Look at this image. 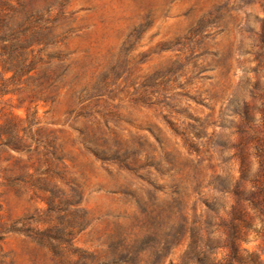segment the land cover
I'll use <instances>...</instances> for the list:
<instances>
[{
	"label": "rangeland",
	"instance_id": "obj_1",
	"mask_svg": "<svg viewBox=\"0 0 264 264\" xmlns=\"http://www.w3.org/2000/svg\"><path fill=\"white\" fill-rule=\"evenodd\" d=\"M263 142L264 0H0V264H226Z\"/></svg>",
	"mask_w": 264,
	"mask_h": 264
},
{
	"label": "trees",
	"instance_id": "obj_2",
	"mask_svg": "<svg viewBox=\"0 0 264 264\" xmlns=\"http://www.w3.org/2000/svg\"><path fill=\"white\" fill-rule=\"evenodd\" d=\"M258 168L255 172H250L249 167L245 166L241 160L240 174L236 178L221 177L217 175L211 182L217 191L225 198L227 194L232 195L233 204L230 211V235L231 250L226 264H260L257 255H250L244 258L239 252L238 239L239 225L236 221H242L246 226L250 225V221L246 220L247 213L245 211L246 203L251 206L260 216L264 218V142L263 146H257ZM196 187V176L193 175ZM198 181V180H197ZM249 183V187H247ZM201 181L197 182V187ZM167 241V240H166ZM169 242H167L168 244ZM206 256L204 251L197 245L196 240L192 238L189 248L185 251L182 264H188L190 261L197 260L203 262ZM214 264H219L214 262Z\"/></svg>",
	"mask_w": 264,
	"mask_h": 264
}]
</instances>
